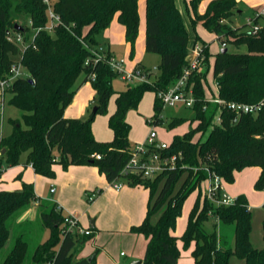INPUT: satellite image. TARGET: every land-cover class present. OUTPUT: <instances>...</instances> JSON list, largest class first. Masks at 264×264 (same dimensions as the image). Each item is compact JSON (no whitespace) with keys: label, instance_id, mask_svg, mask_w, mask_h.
I'll list each match as a JSON object with an SVG mask.
<instances>
[{"label":"trees","instance_id":"obj_1","mask_svg":"<svg viewBox=\"0 0 264 264\" xmlns=\"http://www.w3.org/2000/svg\"><path fill=\"white\" fill-rule=\"evenodd\" d=\"M201 1H190L194 12L192 23L201 22L205 30L224 37L226 43L246 47V53L227 50L215 54L212 70L218 97L246 104L264 100V26L256 34L247 25L231 30L221 22L233 15L235 0H212L205 12L198 15L196 8ZM137 4L138 0H53L52 9L61 24L49 34L43 30L47 24L43 0H0V79L8 76L11 66L17 64L13 58L19 54L25 74L7 90L9 105L19 110L21 116L10 122L11 134L0 138V179L2 164L17 166L23 154L34 173L46 178L54 177L55 164L64 171L70 166L95 167L109 185L120 182L128 187L143 186L149 192L143 221L130 227V233L142 235L147 241L141 264H176L178 240L184 249L194 242L193 264H230L232 258L244 264H264V247L256 249L250 243L251 212L243 195L231 206H215L204 195L202 204L197 201L190 209L183 235H174L184 201L206 179L205 169L230 184L235 172L258 167L260 173L254 188L264 189V105L257 116L242 115L236 123H232L235 115L222 109L221 124L215 125L218 106L207 101L203 85L206 72L192 71L188 85L195 102L189 108L193 114L190 123L198 121V124L183 136H175L167 149L154 148L164 159L175 157L174 166L154 178H143L128 167L133 149L128 139L130 126L125 121L126 113L137 108L144 93L153 92L150 123L163 124L160 117L163 108L156 94L167 90L188 67V35L174 0H145V52L160 57L159 75L153 80L151 73L146 74L147 82L115 93L112 81L116 74L106 60L85 65L92 57L91 50L102 46L101 36L115 16L125 28V41L131 45L132 55L139 26ZM16 24L23 28L22 32L14 30ZM14 33L23 38L21 52L9 41ZM201 54V67L209 66L205 45H201ZM81 74L83 83L90 82L96 91L95 112L87 120L65 118L63 112L72 102L76 92L73 85ZM91 74L95 75L93 81L89 80ZM115 94L116 111L109 119L113 139L96 141L91 131L93 119L97 114H106L107 104ZM186 121L174 118L167 122V127L174 129ZM197 134L200 137L194 142ZM200 165L194 183L173 193L183 173ZM100 193L101 190H95L93 195ZM34 202L40 209L42 228L49 231L48 239L29 249L28 232L19 231L1 264H96V253L88 259H77L91 235L64 234V217L57 204L41 203L33 186L26 183L18 191H0V250L5 247L17 217ZM155 214L158 218L151 223ZM209 215L217 223L207 233L204 224ZM262 228L264 242V219Z\"/></svg>","mask_w":264,"mask_h":264},{"label":"rangeland","instance_id":"obj_2","mask_svg":"<svg viewBox=\"0 0 264 264\" xmlns=\"http://www.w3.org/2000/svg\"><path fill=\"white\" fill-rule=\"evenodd\" d=\"M181 2L182 5H184L183 0H181ZM243 11V13L238 15L239 22L241 23H245V21L250 17L251 14L249 9H243ZM196 12L198 13L199 9L196 8ZM183 17L184 28L188 35L186 61L190 62L192 60L191 53L193 51L196 35L199 36L203 42L209 44V66L200 67L201 70L199 71L206 72L203 85L205 90H207L205 91L206 96H209L210 94H212V90L215 89L212 68L214 63V56L218 50V44L213 41L214 36L208 33L207 30H205V28L202 26V24H200L199 22L193 24L191 22L184 7ZM262 22L263 19H259V23ZM21 23L22 21H20L18 24ZM221 23L225 24L231 30H237L241 28L239 24L231 22V17L230 19L224 20ZM223 40L225 39L223 38ZM23 48L24 44L18 46L20 52ZM226 49L232 53H246L245 46L236 47L231 43H227ZM115 56L116 58H123V60L126 61L124 64V70H127L126 65L131 64L132 60L125 54V51L122 50V48H118L117 50H115ZM134 57L136 68H138L139 66L143 67L142 74L137 76L135 79H132L131 82H123L119 76H116L112 81V90L115 93L125 91L127 86L133 87L143 82H147L148 79L145 77L146 74H152L151 80H153L159 75L160 57L158 55L146 53L143 48L135 46ZM13 60L14 62H17V64H20V54L15 56ZM135 71L136 69L134 70V67L130 69V73H134ZM82 79L83 74H81L75 81L73 85L74 90L79 86ZM84 92H88L86 93V96L93 97L94 100V102L91 103V106H88L86 108L83 117L80 118L82 120H87L93 113L94 108L96 107L97 94L96 91L92 88V86L87 87ZM115 100L116 96L113 95L107 104L106 114H97L93 119L95 134L98 138L111 140L113 139V133L109 128V119L116 111ZM8 101L9 99L7 96L5 98L4 103L0 107V137L2 138L8 137L11 134L12 128L10 122L19 119L21 116V112L16 108L10 106ZM153 101L154 93L146 92L138 103L137 108L131 109L126 113L125 121L130 126L128 139L133 150H136L137 148H140L146 144L147 137L152 130L155 131L157 134V137L155 139L156 144L165 143L169 146L175 136H183L185 133L188 132L190 128H192V126L189 127L188 124L193 114L190 109L184 108L182 106H165L160 113V117L162 118L164 123L159 125H154L150 123L153 117ZM174 118H184L188 121H186L179 127L169 129L167 127V122ZM207 134L208 132L202 137V140L205 139ZM197 138L193 139L194 142L198 140ZM21 160L22 159H20L19 163H21ZM2 167L3 187L11 189V191H18L21 190L23 183L31 184L34 188L36 198L41 203L50 202L52 200L51 195L49 194L50 181L46 177L39 178L37 180V186L35 188V184L32 181L33 173H30L28 171L27 174H23V176H20L22 171H19V167L17 166L7 167L5 164H2ZM201 167L202 165H200L199 167H194L190 171L183 173L173 193L180 191L182 186V190L184 191L191 184H193L197 177V174H199L200 172ZM258 174L259 169L257 167H247L239 172H236L232 183L229 184L224 181L222 182L223 191L221 194L228 196L231 199H236L240 195H243L246 198L248 209L251 212V230L249 235L250 243L254 248L262 249L264 247V242L262 240V221L264 219V191H258L254 188V184L258 178ZM203 181L196 188V190L190 193V195L184 201L181 210V215L179 216L176 225V235L178 237H181L185 232L190 209L197 201L200 205L203 202L206 188L205 183ZM184 183H186L185 186L183 185ZM124 187H138L140 188V192H143L142 190L145 189L143 186L128 187L125 185ZM109 188L110 190L114 191V189L110 185ZM101 191L103 190L101 189ZM92 193H94V190L90 191L87 194H85L84 190H66L62 197L64 199L63 202L65 206L69 207L72 213H69L66 210L65 206L60 204L63 209L61 212L62 216H72L80 220V226L82 227V229H89V219H97L96 221L99 222V225L95 224L94 230L89 229L92 233L91 239L82 246V248L78 252L77 259H88L90 256L96 253L95 263L97 264H131L133 259H136L137 257H142L144 255L142 238L130 233V227L127 228V224L135 216L134 214L136 210L133 211L122 208H114L110 205H104L102 213H100V211L98 210H95L93 214H91L89 211L91 201L88 200L87 196L92 195ZM110 196L111 194L108 193V196H106L105 198V202L109 200ZM148 196L149 194L147 193V201ZM96 197L97 195H93L92 200H95ZM145 215L146 213H144V217ZM20 217L21 222H23V224H21V226L19 227L13 225L5 247L0 250V264L11 249L15 237L19 231L28 232L26 233V237L27 242L29 244V249H33L38 243L44 242L49 237V231L42 228L40 219V209L37 205H35V202L32 203L26 211L21 213ZM157 218V214L152 215L150 218L151 223L156 222ZM214 222L217 223L215 218L209 215V220L204 224V229L207 233L213 231ZM92 240L93 242H91ZM176 246L179 252V258L176 264H192V252L194 250V244H191L190 247L184 249L182 242L178 240ZM230 264L244 263L236 258H232L230 260Z\"/></svg>","mask_w":264,"mask_h":264},{"label":"crops","instance_id":"obj_3","mask_svg":"<svg viewBox=\"0 0 264 264\" xmlns=\"http://www.w3.org/2000/svg\"><path fill=\"white\" fill-rule=\"evenodd\" d=\"M190 1L191 0H183L184 5H182L181 0H174L175 6L178 9V11L180 12L183 22H184L183 7L185 8L186 13L188 14L191 22H192V19L194 17V12L190 6ZM210 1H212V0H202L198 4V6H197V9H199V12L197 13L198 15H202L205 12L207 5ZM235 1L237 3V6H236V9L234 11V15L231 16V22L235 23V24L237 23L241 27L246 25L247 24L246 22H248V20L253 19L256 11L264 8V0H235ZM243 9H249L251 12L250 17L245 21V23L239 22V17H238L239 14L244 12ZM137 10H138V15H139V26H138V35H137V38H136L134 46H133L132 55H130L131 45L125 41V28H124V26H122L121 24L118 23L117 16H115L113 18L109 27H107L104 30V32L101 36V40H100L102 43L101 45L104 48L106 54H108L111 58H114L115 60H123V58H116L115 50H117L118 48H122V50L125 51V54L132 60L131 64L126 65L127 70L125 69L129 73H130V69H132L133 67H134V70L135 69L138 70V68L140 67L139 64H138V66H139L138 68H136V66H135V57H134L135 46H137L139 48H143L145 51V47H144V40H145V0H138ZM256 22H257V24L264 26V20L262 23H259V19H257ZM199 23L202 24L201 22H199ZM244 30H246V29H244ZM210 34L214 36L213 41L218 44V50L216 52V53H218L224 48H221L220 40L217 38L218 36L213 34V33H210ZM223 38L224 37H221V39H223ZM203 44H205L207 49H209V44L203 42L200 39V37L196 35V39L194 41V46H200L201 47V45H203ZM123 61L125 64L126 61L125 60H123ZM186 62L188 64V61H186ZM124 64H123V68L125 67ZM142 70H143V67H142ZM83 79H84V76H83ZM83 79H82L81 83L79 84V86L75 89L76 92L73 96L72 102L69 104V106L66 107V109L63 112V116L65 118H78V119H80L81 117H83L86 108L88 106H91V103L94 102L93 97L86 96V93H88V92H84V90L87 89V87H90L91 84H90V82L83 83ZM123 82H125V81H123ZM204 91H207V90H205V88H204ZM216 93H217V87L215 85V89L212 90V94H216ZM205 95H206V92H205ZM7 96H8V99H10V94L8 92H6L2 96H0V107L4 103L5 98ZM115 96H116V94H115ZM206 97H208V96H206ZM154 98H155V95H154ZM197 124H198V121H195L193 123L189 122L188 125H189V127L192 126V128H195L197 126ZM91 131H92L93 137L96 141H99V142L111 141V139L98 138L95 134V128L93 126V123L91 125ZM199 136H200V134H197V135H195L194 138H197ZM0 138H2V137H0ZM20 159H22L21 163H19V165H17V167H19L18 168L19 171H22L20 176H23V174H27L28 171L30 173H33V180L32 181L34 182L35 188H36L37 180L43 176L36 175L34 173L31 166L26 162V154H23ZM52 169L54 171V177L53 178H47L50 181L49 194L51 195V198H52V200L50 202L57 204L58 210L60 212H62V210H63L62 207L60 206V204L65 206L64 202H63L64 199L62 197H63L64 192H66V190H73V189L74 190L75 189L84 190L85 194H87L90 191L102 189L103 191H101V193L99 195H97L96 199L91 201V206L89 207V211L91 214H93V212L95 210H98V211H100V213H102L103 206L104 205H110L111 207H114V208H122V209H128V210H133V211L136 210L135 214H134L135 216L133 217L132 220H130L128 222L127 228L131 227L133 225L137 226L143 220L144 213H146V210H147V202L148 201L146 200V198H147V193L149 194L147 189L142 190L143 192H140V190H139L140 188H138V187H136V188L123 187L121 190H118V191L110 190L109 183H107L104 176H102L98 173L97 168L91 167V166H70L66 171H64L60 165L55 164V165H53ZM259 173H260V169H259ZM235 175H236V172L234 173V177H235ZM258 176H259V174H258ZM203 182L205 183V186H206L207 182L206 181H203ZM2 184H3V180H2V176H1L0 191H11V189L3 187ZM99 188H101V189H99ZM51 189L54 190L52 193L50 192ZM108 193H110L111 196H110L109 200L105 202V198H106V196H108ZM88 196H87V198H88ZM148 198H149V196H148ZM145 201H146V208H145ZM35 205L38 206V203L35 202ZM65 208L69 213H72V211L69 209V207L65 206ZM96 220L97 219H89V222L93 221V227L89 226V229L94 230L95 224L99 225V222ZM177 221H178V219H177ZM177 221H176V225H177ZM78 223L80 225V220H78ZM21 224H23V222H21V217L19 215L17 217V219L15 220L14 225L20 226ZM89 229H87V230H89ZM90 233H91V231H90ZM90 235H92V233ZM134 235L142 238L144 252H145V247H146V243H147L146 239L142 235H137V234H134ZM174 235H176V226H175V230H174ZM91 242H93V240ZM177 243H178V241H177ZM177 243H176V245H177ZM191 244H194V242H192ZM191 244H190V246H191ZM193 249H194V247H193ZM143 257H144V255L142 257H137L136 259H133L132 262L142 261ZM193 263L194 262H193V258H192V264Z\"/></svg>","mask_w":264,"mask_h":264},{"label":"built area","instance_id":"obj_4","mask_svg":"<svg viewBox=\"0 0 264 264\" xmlns=\"http://www.w3.org/2000/svg\"><path fill=\"white\" fill-rule=\"evenodd\" d=\"M53 0H43V3L47 7V24L43 30L52 34L55 28L61 24L59 16H57L52 9ZM264 20V8L256 11L253 19L248 20L247 26L252 34H256L260 29L261 25L255 23L257 19ZM220 40L221 48H225L227 43L221 39V36L217 35ZM13 44L19 46L23 44V38L20 34L14 33L11 38H9ZM92 57L85 61V65L96 64L103 60H106L110 70L119 76L125 82H131L132 79H135L140 75V72L137 70L134 73L126 72L123 68V60H115L111 57H106V52L102 46H98L95 50H91ZM192 60L188 62V67L185 68L182 72V75L172 84L167 90L160 91L156 94L157 99L160 101L162 108L166 107H176L182 106L184 108H191L195 102L192 88L188 85L190 73L192 71L199 72L201 70V64L203 61V55L201 54V47L194 46L191 53ZM24 76L23 68L20 64H14L9 70V74L5 79H0V96L7 92L10 89L12 83ZM95 75L91 74L89 80L93 81ZM143 79V78H142ZM207 98V101L211 104L218 106V113L213 120V124L220 125L221 118L220 112L222 109H226L235 115L232 123H236L238 118L242 115H252L257 116L261 111L264 100H261L257 103L246 104L240 102H226L223 99L218 97V94H210ZM157 134L155 131H151L147 137V142L144 146L137 148L132 151L131 159L128 162V167L132 172H137L142 175L143 178H154L156 175L160 174L167 168L173 167L175 162V157L170 159H164L160 156L158 152H155L154 148L161 150L167 149L168 145L165 143L156 144L155 139ZM207 171L206 179L207 182L205 188V196L211 203L216 206H231L235 199H231L228 196L222 195V178L213 171ZM110 186L118 191L121 190L125 185L120 182H113ZM54 190L51 189L52 193ZM264 191V189H263ZM92 195L88 196V200L92 201ZM63 230L64 234L69 235H78V236H90V231L82 229L78 223V220L72 216H66L63 219Z\"/></svg>","mask_w":264,"mask_h":264},{"label":"water","instance_id":"obj_5","mask_svg":"<svg viewBox=\"0 0 264 264\" xmlns=\"http://www.w3.org/2000/svg\"><path fill=\"white\" fill-rule=\"evenodd\" d=\"M14 30L16 31V32H22L23 31V28L20 26V25H15L14 26ZM227 50L226 49H222L221 50V53H224V52H226ZM138 72H141L142 71V67H139L138 68V70H137ZM30 83H32V81L30 80L29 81ZM95 112V108H94V110H93V113ZM89 226L90 227H93V221H90L89 222ZM90 260V259H89ZM131 264H141V261H135V262H132Z\"/></svg>","mask_w":264,"mask_h":264}]
</instances>
